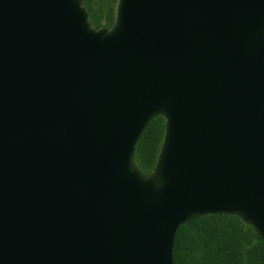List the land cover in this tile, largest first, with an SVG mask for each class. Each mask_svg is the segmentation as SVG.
<instances>
[{
  "label": "water",
  "instance_id": "1",
  "mask_svg": "<svg viewBox=\"0 0 264 264\" xmlns=\"http://www.w3.org/2000/svg\"><path fill=\"white\" fill-rule=\"evenodd\" d=\"M207 213L264 243V0H0V264H173Z\"/></svg>",
  "mask_w": 264,
  "mask_h": 264
},
{
  "label": "trees",
  "instance_id": "2",
  "mask_svg": "<svg viewBox=\"0 0 264 264\" xmlns=\"http://www.w3.org/2000/svg\"><path fill=\"white\" fill-rule=\"evenodd\" d=\"M116 0H81L95 27L110 25ZM163 117L153 116L142 130L134 158L147 173L155 160ZM173 264H264V243L236 214L207 213L180 224L173 241Z\"/></svg>",
  "mask_w": 264,
  "mask_h": 264
}]
</instances>
